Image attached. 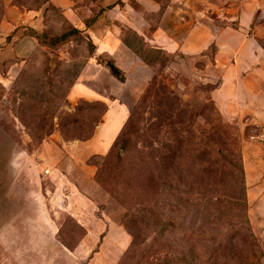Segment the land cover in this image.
I'll use <instances>...</instances> for the list:
<instances>
[{"label": "rangeland", "instance_id": "1", "mask_svg": "<svg viewBox=\"0 0 264 264\" xmlns=\"http://www.w3.org/2000/svg\"><path fill=\"white\" fill-rule=\"evenodd\" d=\"M40 1L0 0V183L22 184L5 197H33L42 182L54 187L52 197L88 198L130 235L114 264H264V173L252 166L264 154L256 138L264 127L215 105L214 47L193 56L150 51L151 65L122 54L119 65L112 59L118 80L85 27L101 0ZM107 10L97 16L125 33L128 21L153 27L159 18ZM69 26L91 51L85 38L50 48L32 36ZM56 184L63 190L54 195ZM3 199L0 264H36L37 233L19 213L10 222L21 207Z\"/></svg>", "mask_w": 264, "mask_h": 264}, {"label": "crops", "instance_id": "2", "mask_svg": "<svg viewBox=\"0 0 264 264\" xmlns=\"http://www.w3.org/2000/svg\"><path fill=\"white\" fill-rule=\"evenodd\" d=\"M52 1L59 5L60 0ZM118 1L123 3L122 8ZM135 2L138 8L126 0H101L99 4L111 5L107 11L111 9L113 17L118 14L125 20L130 18L128 11L120 9L159 13L153 27L146 20L127 24L156 48L193 56L214 47L212 67L220 77V85L212 92L215 105L223 114L229 109L247 113L251 123L264 127V0H165L163 7L154 0ZM104 20V16H99L88 28L98 54L110 56L116 65L122 54L135 56L122 42L121 29ZM100 29L106 32L98 34ZM256 159L258 162L252 166L264 173V154ZM19 185L22 184L13 181L0 183V195L3 205L10 201L9 205L21 207L12 210L8 220L13 222V216L19 213L20 219L29 223L30 231L37 233L32 247L36 264H114L129 244L128 232L88 198L66 193L64 197H52L54 187L42 182L33 197H5ZM55 187L54 195L63 190L58 184ZM59 216L68 218L65 221L69 224L61 226ZM77 236L74 242L73 237Z\"/></svg>", "mask_w": 264, "mask_h": 264}, {"label": "trees", "instance_id": "3", "mask_svg": "<svg viewBox=\"0 0 264 264\" xmlns=\"http://www.w3.org/2000/svg\"><path fill=\"white\" fill-rule=\"evenodd\" d=\"M49 1L48 0H41L40 3L38 4V7H40L41 5H43L44 3H46ZM120 1H118L119 3ZM19 6V5H18ZM98 7V6H97ZM110 6L107 7H103V8H110ZM162 7V6H161ZM100 8L99 11H97V13H94L93 16L88 19L85 22V27H89L90 25H92L96 18L98 17L97 15L99 14L100 10L103 9ZM47 11V8H44V13ZM32 36L35 37L37 39V41L42 44L45 45L47 47L53 48V47H57L58 45L64 43L66 40H68L71 37H77L78 39H80L81 41H83V38H85L87 40V37H85V35H83L82 30L76 28V27H72L69 26L65 29H63L61 32L57 33V34H50L47 31L43 30L41 33H34L32 32ZM121 40L124 43V45L129 48L135 56H137L138 58H140L144 63L151 65L153 62H151L148 58H147V53L150 51L153 52H160L162 53L163 49L160 48H154V49H146L144 46V39L139 36L135 31H129V33H125V28H122L121 30ZM87 48L89 49V51L92 50L93 45L90 41H86L85 42ZM104 54V53H102ZM106 67L109 69L111 75L113 77H115L118 80H122L123 79V72L120 68L116 67L113 63V60H108L105 62ZM77 74H75L72 78V81H74L76 79ZM106 110V108H105ZM104 110V112H105ZM102 120L101 119L96 123V126L98 123H100ZM89 139V138H88Z\"/></svg>", "mask_w": 264, "mask_h": 264}, {"label": "built area", "instance_id": "4", "mask_svg": "<svg viewBox=\"0 0 264 264\" xmlns=\"http://www.w3.org/2000/svg\"><path fill=\"white\" fill-rule=\"evenodd\" d=\"M256 138L259 139V140H264V131H262L259 134H257ZM48 173H49L48 169H45L44 170V174H48Z\"/></svg>", "mask_w": 264, "mask_h": 264}]
</instances>
